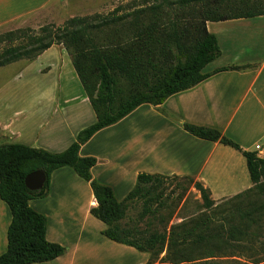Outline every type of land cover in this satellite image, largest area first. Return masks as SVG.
<instances>
[{
	"label": "trees",
	"instance_id": "obj_1",
	"mask_svg": "<svg viewBox=\"0 0 264 264\" xmlns=\"http://www.w3.org/2000/svg\"><path fill=\"white\" fill-rule=\"evenodd\" d=\"M264 16V0H129L106 15L73 17L61 26H41L0 35V67L21 60L33 61L54 45H62L95 115L64 151L51 153L22 144L0 145V200L8 207L7 248L0 264L50 262L66 249L46 239L48 219L28 202L48 195L53 171L68 167L87 182L96 201L90 215L102 222L106 239L149 255L147 264H205L213 258L246 257L264 237V159L213 128L180 123L189 135L218 142L238 151L245 159L252 186L230 198L232 202L262 197L247 211L235 205L230 213L199 212L171 224L182 194H166L168 180L185 181L210 210V191L191 177L139 173L134 187L120 201L111 187L92 178L93 157L79 156L82 145L97 132L113 126L141 105L157 107L172 95L187 91L212 75L250 66H228L203 73L221 55L207 22ZM42 170L41 190L29 191L24 178ZM180 183L176 184L179 186ZM140 203L132 224L125 222L129 208ZM144 223L145 228L138 227ZM262 231V232H261ZM246 244V245H245Z\"/></svg>",
	"mask_w": 264,
	"mask_h": 264
},
{
	"label": "crops",
	"instance_id": "obj_2",
	"mask_svg": "<svg viewBox=\"0 0 264 264\" xmlns=\"http://www.w3.org/2000/svg\"><path fill=\"white\" fill-rule=\"evenodd\" d=\"M72 1L78 3V0H0V28L38 27L39 22L49 23L53 19L54 4L58 6L56 11L63 12ZM109 8L110 5L95 10ZM206 28L215 35L221 55L206 65L203 73L228 66L250 68L216 73L195 87L170 96L157 107L141 105L117 124L97 132L80 147L79 156L97 160L90 171L92 178L111 187L118 201L134 187L139 173L192 177L210 191L213 201L232 197L252 186L245 159L238 151L218 142L195 138L178 124L186 122L217 129L243 150L255 152L264 159V150L258 144L264 141V16L207 22ZM34 61L40 63L37 69L41 74L55 76V80L46 86L31 87L33 94L29 97L28 107L15 112L25 114V119L16 123L9 112L4 114L0 109V141L9 140L58 153L73 143L78 132L93 124L96 118L83 89L81 91L78 86V77L62 46L50 47ZM140 108H146L141 116L140 151H133L138 141L133 140L132 127H126L125 135H131V138L122 150L115 153V157L102 154L100 147L95 145L96 140L104 133L122 128V124ZM150 124H153L151 133L148 131ZM26 128H32L35 135L30 137ZM67 168L52 172L50 188L56 172H68L65 171ZM78 180L80 183L72 177L71 188L74 192L82 190L86 200L78 209L75 205L78 199L74 198V206L69 205L61 216L65 228L62 236L71 238L64 242L65 255L34 264H102L100 262H104L106 256L97 253L94 245L101 242L129 251L100 234L104 224L90 215V209L96 207L95 198L89 184ZM49 193L50 189L44 200ZM37 200L42 199L30 200L29 206L48 219L50 213L42 209ZM10 221V211L0 200V255L7 248L6 233ZM88 224L92 226L89 231ZM47 230L46 239L59 244L61 240L51 239ZM88 249L95 250V254H89ZM140 254L143 261L139 264H143L149 255Z\"/></svg>",
	"mask_w": 264,
	"mask_h": 264
},
{
	"label": "rangeland",
	"instance_id": "obj_3",
	"mask_svg": "<svg viewBox=\"0 0 264 264\" xmlns=\"http://www.w3.org/2000/svg\"><path fill=\"white\" fill-rule=\"evenodd\" d=\"M129 0H78V3L75 4L73 1L71 5L63 12L56 11L55 8H58L56 4H54V9L52 11V21L49 23H38V27L32 26H19V27H10L4 26L0 28V35H3L10 31L23 30L28 29L30 32L34 33L39 30L40 26H61L64 21L70 19L71 17H84L91 16L94 14L106 15L110 11H112L115 7L119 5H125ZM111 6V8L103 11H97L95 9H101L104 7ZM6 44L1 43L0 48L4 47ZM54 46H62V45H54ZM70 60V58H69ZM50 62V60H47ZM39 62L36 61H27L21 60L10 65L0 67V109L2 113L9 112V116L13 117L18 121L25 119L23 117L25 114L15 113L20 111L21 108H27V104L30 102V95L33 94L31 87L36 86H46L49 85L52 80H55V76L41 74L37 67L39 66ZM80 90L82 91L81 84L78 80ZM79 90V91H80ZM29 105V104H28ZM91 107V106H90ZM91 109V108H90ZM146 108H140L133 115L126 120L122 125L123 127L111 132L104 133L100 136L95 145L100 147L102 154L110 155L115 157V153H119L122 150V147L125 143L129 142L131 135L134 136L133 140H137L138 145L134 146V152L140 151V140L141 135L139 131L143 130L141 127L143 126L141 123V116L144 115V111ZM92 110V109H91ZM92 114L93 111H92ZM28 117V115H27ZM176 123V122H175ZM178 124V123H176ZM153 124L148 125V131L151 133V127ZM178 126L181 127L180 124ZM126 127H132L133 133L130 136L125 135ZM182 128V127H181ZM25 132L29 134L30 137H33L36 133L32 128H26ZM131 132V131H130ZM13 142V141H12ZM9 140L0 141V145L3 144H19L12 143ZM258 144L262 146L264 150V141H259ZM64 151V150H63ZM62 152V151H61ZM53 153V152H51ZM59 153V152H58ZM117 156V155H116ZM65 171L68 172H59L54 175L53 185L50 188L49 184V197L44 200H37L40 204L39 206L45 208L50 214L48 217V230L49 236L51 239H60L59 244L64 248L65 243L71 239L70 236H62V231L65 230L64 225L62 224V215L65 214L66 210L71 206H74L73 201L74 198H77L78 201L77 208L81 209L86 200L85 194L83 191L74 192L71 188L72 185L70 182L73 180L77 183H80L78 178L74 175V172L67 168ZM67 173V174H66ZM68 173H70L68 176ZM65 174V175H64ZM192 178V177H191ZM197 181L196 179L192 178ZM180 183L179 186L176 184ZM174 191V192H173ZM169 192H173L172 196H176L177 194L183 195V200L180 203L179 207L184 205L183 209L176 210V214L174 215L171 224L179 223L182 218H186L190 215L195 214L197 211L210 213V212H221L222 214L230 213L234 210V206H240V212L245 213L247 209V203H251L253 205H259L262 202V197H248L246 199H241L240 201L232 202L230 200L231 197L223 198L218 201H214L213 207L208 210L202 207V200L199 192L193 188L192 185H188L185 181H175L168 180L166 185V194ZM73 200V201H72ZM141 211L140 203L133 204L128 212L125 222L132 224L135 221L136 217ZM99 223V222H98ZM261 224L264 226V217L262 218ZM138 227L145 228L144 223L140 224ZM88 231L92 229L90 224L87 225ZM262 232V231H261ZM47 233V235H48ZM58 243V242H57ZM97 247V253L102 252L104 254L105 260L104 262H100L102 264H139L143 261V256L135 251L132 248L123 246L124 248H128L129 251L125 252L123 249L121 250L117 246H113L111 244H106L105 242L94 244ZM246 245V244H245ZM94 246V247H95ZM251 249L254 252L253 256L247 255L246 257H222V258H213L209 262L205 264H264V237H260L257 243L252 245ZM89 254L94 255L95 250L92 251L90 249L87 250ZM115 254V255H113ZM65 255V254H64ZM63 255V256H64ZM140 255V256H139ZM108 256V257H107ZM113 257V258H112ZM149 257V256H148ZM110 258V259H109ZM148 259L145 263L147 264ZM53 262H51L52 264ZM56 264V263H55ZM157 264V262H156ZM197 264V263H196Z\"/></svg>",
	"mask_w": 264,
	"mask_h": 264
},
{
	"label": "water",
	"instance_id": "obj_4",
	"mask_svg": "<svg viewBox=\"0 0 264 264\" xmlns=\"http://www.w3.org/2000/svg\"><path fill=\"white\" fill-rule=\"evenodd\" d=\"M45 181L46 176L42 170L31 172L24 178V184L29 191L41 190Z\"/></svg>",
	"mask_w": 264,
	"mask_h": 264
},
{
	"label": "built area",
	"instance_id": "obj_5",
	"mask_svg": "<svg viewBox=\"0 0 264 264\" xmlns=\"http://www.w3.org/2000/svg\"><path fill=\"white\" fill-rule=\"evenodd\" d=\"M256 148H258V146H256Z\"/></svg>",
	"mask_w": 264,
	"mask_h": 264
}]
</instances>
